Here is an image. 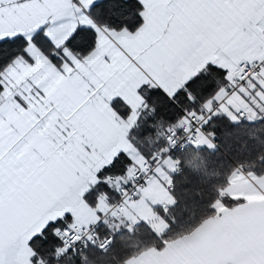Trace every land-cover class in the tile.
I'll return each mask as SVG.
<instances>
[{
	"label": "snow or ice",
	"instance_id": "1",
	"mask_svg": "<svg viewBox=\"0 0 264 264\" xmlns=\"http://www.w3.org/2000/svg\"><path fill=\"white\" fill-rule=\"evenodd\" d=\"M228 125L264 127V0H0V264H254L177 254L231 239L250 207L234 185L199 232L166 239L181 200H203L180 154L215 153ZM225 163L264 197L255 163ZM141 227L158 243L127 259L116 237Z\"/></svg>",
	"mask_w": 264,
	"mask_h": 264
},
{
	"label": "trees",
	"instance_id": "2",
	"mask_svg": "<svg viewBox=\"0 0 264 264\" xmlns=\"http://www.w3.org/2000/svg\"><path fill=\"white\" fill-rule=\"evenodd\" d=\"M217 132L219 147L215 153L189 148L180 154L183 163L176 179L183 182L193 193L202 192L203 200H181L174 211L177 215L183 214L184 219L177 224L172 234L166 237L168 241L190 233L203 220L214 214V198L211 194L213 189L224 188L228 182L231 170L226 161L231 162L233 166L239 163H255V174L264 173V166H261L257 159L258 153H264V144L258 143V140L264 141V127L242 125L235 130L228 125L218 128ZM246 171L250 172L249 169H245ZM233 205L229 203L227 206ZM157 243L155 239L145 237L141 227L131 235L127 232L118 235L114 247L127 249L128 259L141 250L155 248ZM86 264H113V261L103 253H95L88 255ZM116 264H125V260L122 258Z\"/></svg>",
	"mask_w": 264,
	"mask_h": 264
},
{
	"label": "crops",
	"instance_id": "3",
	"mask_svg": "<svg viewBox=\"0 0 264 264\" xmlns=\"http://www.w3.org/2000/svg\"><path fill=\"white\" fill-rule=\"evenodd\" d=\"M245 174L248 176V179H242L236 177L232 179L229 176L228 182L224 187L227 190L233 185L237 189V195L246 194L248 196L247 204L250 206L249 210L241 215H238L234 220V230L233 235L230 240L225 241L223 245L217 243V238L215 232L213 231L209 235L207 242L198 243L193 245L190 248H181L177 250V254L184 256L190 254H199L205 257H213L217 254L218 250L223 247L225 250H232L234 252H244L247 255V258L250 261H253L254 264H259L261 260H264V197L261 196L260 192H257L252 188L249 180H251L252 173L246 171ZM257 178H264V173L256 175ZM231 180V183L229 181ZM264 182V179H262ZM245 202H241L239 205H233L228 207L239 208L243 207ZM214 214L203 220L193 231L190 233L180 236L174 239L169 240V242L182 239L187 236H191L194 233L199 232L209 221L214 220L216 212ZM155 248H148L137 252L134 256L128 259H136L142 257L145 252H152ZM146 264H155V257L148 256L144 257Z\"/></svg>",
	"mask_w": 264,
	"mask_h": 264
}]
</instances>
